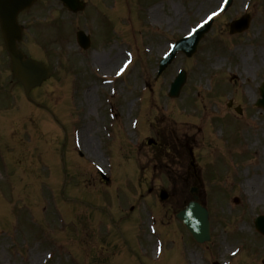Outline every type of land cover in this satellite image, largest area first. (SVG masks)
<instances>
[{"label":"rangeland","instance_id":"374dc122","mask_svg":"<svg viewBox=\"0 0 264 264\" xmlns=\"http://www.w3.org/2000/svg\"><path fill=\"white\" fill-rule=\"evenodd\" d=\"M247 1L234 0L191 58L177 54L159 76L169 42L219 0H88V11L62 18L53 0L49 14L22 15L29 29L21 48L48 63L51 77L28 101L0 61L8 92L0 93V264H262L264 235L253 218L264 213V188L261 202L250 204L243 180L257 174L264 183V111L255 107L264 79V0H249L245 10ZM244 14L249 28L230 35L228 24ZM76 27L97 38L87 52L70 37ZM128 51L130 70L116 78ZM108 59L104 67L95 62ZM179 69L186 81L170 98ZM156 136L194 146L211 213L208 242L190 239L175 217L184 195L173 168L184 153L178 148L171 163L165 146L146 145ZM161 189L169 193L164 202Z\"/></svg>","mask_w":264,"mask_h":264},{"label":"water","instance_id":"95a60500","mask_svg":"<svg viewBox=\"0 0 264 264\" xmlns=\"http://www.w3.org/2000/svg\"><path fill=\"white\" fill-rule=\"evenodd\" d=\"M32 1L33 0H0L1 29L3 32L8 53L11 58L12 71L16 76L17 80L21 82V84L24 86L26 93H28L32 87L39 85L42 82V80L47 78L49 75L48 69L43 63L26 58L24 54L17 47V41H19L21 38V27L16 23V15L21 9L29 6ZM62 1L65 6H67L69 9L73 11L81 8V4L78 2V0H62ZM246 23H247L246 19H242L240 21L234 22L232 24V32L242 30L243 27L246 26ZM205 30H203L200 33L198 39L194 41V43L190 48H186L185 46L187 45V42H184L183 44L179 43L178 45L179 47H177V49L184 51L187 55H190L195 50V46ZM77 39H78V43L83 48L88 47L89 45L88 37H83L82 34L77 33ZM183 81H184L183 74L176 78V80L171 85V89H170L171 96L178 95ZM260 89L264 93V84ZM165 197L166 194L162 192L161 198H165ZM178 216L183 220L186 219V216L183 213H180ZM260 219H264V217H261ZM189 227L191 228V226Z\"/></svg>","mask_w":264,"mask_h":264},{"label":"bare ground","instance_id":"6f19581e","mask_svg":"<svg viewBox=\"0 0 264 264\" xmlns=\"http://www.w3.org/2000/svg\"><path fill=\"white\" fill-rule=\"evenodd\" d=\"M223 13V12H222ZM167 46V44H166ZM121 54V52L118 53V55ZM117 56V54L115 55V57ZM97 64H100L101 67L104 66H108L106 63H110L111 64V59H108V61L106 60V62H102V61H95ZM218 63L216 64L219 68L220 65L223 64L224 60H218ZM242 65L244 68V72H247V62L246 60L242 61ZM263 153H264V149H263ZM262 178L260 175L257 174H252L250 177L246 178L243 180V186L246 188L248 187L249 189L246 188V193L248 194V199L250 204L251 203H260L262 200V197L260 195V192L263 190L264 188V183L262 182ZM196 215L199 216V213H196ZM259 226L262 227V222H259ZM196 264V263H194Z\"/></svg>","mask_w":264,"mask_h":264},{"label":"flooded vegetation","instance_id":"af4514ba","mask_svg":"<svg viewBox=\"0 0 264 264\" xmlns=\"http://www.w3.org/2000/svg\"><path fill=\"white\" fill-rule=\"evenodd\" d=\"M86 1V0H84ZM157 137V136H156ZM159 143H160V140L157 138H155V143L153 145H151V147L153 148H157L159 146ZM179 178L180 179H183L185 182H186V186H189L190 184L191 185H194L196 184V180L197 181H200L201 178H200V174L199 172H196V170L192 169L190 166H186L179 174ZM193 189H198L197 187H194V188H190L189 191H191V195H192V198L193 196H196L197 197V200L198 201H201L200 200V194H199V189L198 191H195L193 192L192 190Z\"/></svg>","mask_w":264,"mask_h":264}]
</instances>
